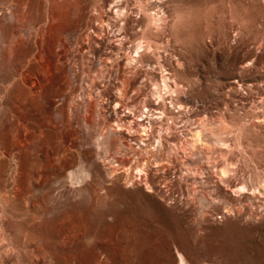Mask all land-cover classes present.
<instances>
[{"label": "rangeland", "instance_id": "374dc122", "mask_svg": "<svg viewBox=\"0 0 264 264\" xmlns=\"http://www.w3.org/2000/svg\"><path fill=\"white\" fill-rule=\"evenodd\" d=\"M115 1L0 0V264H264V192L225 184L264 182V0H161L165 66L147 55L128 71L125 47L150 0H128L123 15L109 11ZM118 63L130 78L138 69L130 86L144 93L123 103L139 109L153 74H167L184 107L150 138L119 130L106 147ZM202 123L229 152L188 148Z\"/></svg>", "mask_w": 264, "mask_h": 264}, {"label": "bare ground", "instance_id": "6f19581e", "mask_svg": "<svg viewBox=\"0 0 264 264\" xmlns=\"http://www.w3.org/2000/svg\"><path fill=\"white\" fill-rule=\"evenodd\" d=\"M139 2H141L140 0H138ZM137 1V2H138ZM160 2L161 0H150L148 1L147 3H139V9L140 10V16L141 18H143L142 20L141 19H138L139 21L141 20L142 23L140 24L138 21V24L137 27L139 26L141 29V36L139 37L140 39H137V40H132L133 39V36L130 32H128V29L126 31V34L124 35L125 36V39H130L132 40L131 43L125 47V51L127 52V55H126V60H129V66H126L127 68V71L128 69L129 70H132V68L135 66L136 68V65L139 63V62H145V60L148 61L147 59V55L149 56H152L155 58L156 60V63L160 65V68L163 69V67L165 66L164 62L161 60V55L159 53V48H160V40L157 39L155 37L157 31L160 29V28H167L166 25H167V22L165 21V16H163L165 13L163 12V10L161 9V6H160ZM105 3V1H104ZM114 3V2H113ZM130 2H128V0H116L115 1V4L114 5H111L110 6V9L109 11H113L114 13H116V15H120V14H125L128 9H129V4ZM142 4V5H141ZM104 6V5H102ZM134 6V5H133ZM99 8V7H98ZM104 9V7H103ZM231 9V8H230ZM136 10V9H135ZM166 10V9H165ZM104 11V10H103ZM130 11V10H129ZM138 12V11H137ZM233 12V11H232ZM129 13V12H127ZM126 13V14H127ZM139 14V13H138ZM10 15V14H9ZM107 15V14H106ZM174 15V14H173ZM126 16V15H125ZM171 17V16H170ZM231 17V16H230ZM125 18V17H124ZM135 18V17H134ZM119 19V18H118ZM93 20V19H92ZM100 22H103V18H99ZM125 20V19H124ZM113 21V20H112ZM134 21V20H133ZM99 22V23H100ZM173 22V21H172ZM106 23V22H105ZM112 23V22H111ZM114 23V22H113ZM112 23V24H113ZM236 23V22H235ZM102 24V23H101ZM107 24V23H106ZM98 25V24H97ZM105 25V24H104ZM114 25V24H113ZM125 24H123L124 26ZM130 25V24H129ZM106 26V25H105ZM128 26V24H127ZM126 26V27H127ZM168 26V25H167ZM99 27V26H98ZM134 27V26H133ZM238 27V26H237ZM115 28V27H114ZM129 28V27H128ZM235 28V26H234ZM245 28V27H244ZM98 29V28H97ZM99 30V29H98ZM234 30V29H233ZM87 31V30H86ZM97 31V30H96ZM110 31V30H109ZM1 32V31H0ZM91 32V31H90ZM136 32V31H135ZM159 32V31H158ZM101 33V32H100ZM99 33V35H100ZM139 33V32H138ZM239 33V32H238ZM242 33V32H241ZM109 34V33H108ZM62 35V34H61ZM93 35V34H92ZM123 36V38H124ZM168 37V36H167ZM170 37V36H169ZM114 38V37H113ZM122 38V40H124ZM102 39V38H101ZM121 39V38H120ZM67 40V39H66ZM104 39L101 40V42H103ZM109 41V40H108ZM58 43L55 42V44H57V46H59V44H61V46H65V40L64 38L60 37L57 41ZM99 42V41H98ZM97 42V43H98ZM94 43V42H93ZM167 43V42H165ZM104 44V43H102ZM171 44V43H170ZM113 45V44H112ZM90 46V45H89ZM119 46V45H118ZM163 46V45H162ZM109 47V46H108ZM107 47V48H108ZM120 47V46H119ZM90 48V47H89ZM93 48V47H91ZM90 48V49H91ZM95 48V47H94ZM169 48V46H168ZM116 50V47L112 48L111 51H114ZM65 51V50H64ZM89 51V50H88ZM92 51V50H91ZM109 51V50H108ZM131 51V52H130ZM136 52L135 55H132V52ZM105 52V51H103ZM107 52V51H106ZM174 52H176V50H174ZM111 53V52H110ZM101 54V53H100ZM130 54V55H129ZM151 54V55H150ZM62 55V54H61ZM102 55V54H101ZM104 55V54H103ZM109 55V54H108ZM83 56V55H82ZM120 56V55H119ZM112 57V56H111ZM118 57V56H117ZM249 57V56H248ZM105 58V57H104ZM109 58V57H108ZM119 58V57H118ZM255 58V56H254ZM97 59V57H96ZM102 59V58H101ZM151 59V57H150ZM249 59V58H248ZM94 60V59H93ZM111 60V59H110ZM153 60V58H152ZM151 60V61H152ZM252 60H254L252 58ZM115 61V60H114ZM112 61V63L114 62ZM150 61V62H151ZM149 62V61H148ZM146 63V64H149V63ZM163 62V63H162ZM154 63V61H153ZM253 63V62H252ZM106 64V63H105ZM115 64V63H114ZM119 64V63H118ZM140 64V63H139ZM254 64V63H253ZM252 64V65H253ZM171 65V64H170ZM250 65V64H249ZM108 66V65H107ZM122 64H119V67L117 68V77L122 80L121 83L123 85V87H121L120 89V92L119 93H116V94H113V95H110L108 96L109 99L106 103V105L104 106L106 109V111L109 113V118H111V124L113 125V127L111 125H109L110 128L107 129V131H105L103 133V138L99 140V143L100 144H104L106 145H109L110 143V137H111V134L113 133H126L128 136H130V138H132L133 135H137L138 137H142V134L141 132H143L145 135L149 136L150 138V135H152L151 133H154V131H156V129L154 130V126L156 124H160V123H157L159 121H163L165 119L166 116H168V118H173V116L175 115V110L174 112L171 111L172 109H170V107L172 106H176V105H179L180 107H184L182 105V97H181V94L179 95V90H180V87H179V84L176 80H172L171 81V78L172 76H168L167 74L166 75H161L162 76V79L161 78H158V75H154L153 74V86L152 88L150 89V92L148 94H150L149 98L146 99L144 102V105L142 107H140L139 109H137L136 107H132V106H128L127 104L123 103V100H122V95H127V94H130L129 92H133L134 93V96L137 95V97L139 96H142L144 93H143V87L142 88H138V89H134V88H137V87H133L131 88L132 85H135L134 83H136L138 80L136 79L138 76V69L137 70H134L133 69V73L131 71L133 76L130 78V77H127L124 73V70L123 72L121 73V67ZM254 66V65H253ZM111 67V66H110ZM139 66H137L138 68ZM157 67V66H156ZM245 67V66H244ZM248 67V66H247ZM251 67V66H250ZM124 68V67H123ZM145 68V67H144ZM158 68V67H157ZM159 69V68H158ZM161 69V71H162ZM173 69V68H172ZM116 70V69H115ZM176 70V69H175ZM159 71V70H157ZM251 71V70H250ZM172 72V71H171ZM170 72V73H171ZM162 73V72H161ZM152 74V73H151ZM243 75V74H242ZM147 76V75H145ZM115 79V78H114ZM158 79H161L160 81ZM119 80V81H120ZM146 80V79H145ZM136 81V82H135ZM232 81V80H231ZM236 85L239 86V83L240 85L242 84L244 86V79L240 77H238L236 80ZM234 81V82H235ZM233 83V82H231ZM238 83V84H237ZM118 84V83H117ZM185 84V83H184ZM189 84V83H188ZM250 84V83H249ZM131 85V86H130ZM147 85V84H146ZM251 85V84H250ZM145 86V85H144ZM151 86V85H150ZM233 86V85H232ZM231 87V85L229 86ZM236 86H234L235 88ZM149 88V87H148ZM182 88V87H181ZM193 88V87H192ZM186 89V88H185ZM255 90V89H254ZM131 92V93H132ZM147 94V93H146ZM128 96V95H127ZM133 96V97H134ZM146 97V96H145ZM142 98V97H141ZM140 98V100H141ZM145 99V98H144ZM143 99V100H144ZM133 100V99H132ZM253 101V100H252ZM128 103V102H127ZM169 106H168V104ZM251 103V102H250ZM187 105V104H186ZM185 105V106H186ZM190 105V104H189ZM102 106V107H103ZM178 107V106H177ZM255 107V106H254ZM180 109V108H179ZM183 112V111H182ZM207 112V111H206ZM187 113V112H186ZM142 114H144V116L142 117ZM177 114V113H176ZM185 114V113H184ZM178 117V116H177ZM188 117V116H187ZM264 117V116H263ZM167 118V117H166ZM109 121V120H108ZM113 121V122H112ZM174 121V119H173ZM169 122V121H168ZM205 122V121H204ZM217 122V121H216ZM225 122V121H224ZM21 123V122H20ZM163 122H161L162 124ZM171 123V122H170ZM175 123V122H174ZM200 124V126L198 128H195V130L193 132H191V137H190V140L188 141V148L191 147V149L193 148V150L196 148V149H204L205 148H202V147H205L207 146L206 144H208L209 142L211 144H213L212 146L213 147H216V150H218L220 148L221 152L224 154L225 152H229V145H230V142L229 144L225 143L224 141V136H222L219 132L218 133H215L211 130V125L210 127H206L207 125L206 124ZM166 125V124H164ZM171 124L168 123V127L171 128ZM206 125V126H205ZM107 126V125H106ZM157 126V125H156ZM209 126V125H208ZM220 128L222 127L221 125L219 126ZM25 128L27 127H24L22 126V124H19V134H18V138L22 136V131H25L24 130ZM176 128V127H175ZM174 128V129H175ZM224 128V126H223ZM221 128V129H223ZM116 129V130H115ZM118 129V130H117ZM173 129V130H174ZM227 129V128H226ZM119 130H123L124 132H121ZM214 130V129H213ZM224 130V129H223ZM158 132V138H160L162 135H161V131L162 129H159L157 130ZM215 131V130H214ZM219 131V130H218ZM226 132V131H225ZM165 133V132H164ZM224 133V132H223ZM155 134V133H154ZM174 134V133H173ZM115 135V134H114ZM117 135V134H116ZM119 137L120 139H122V136L119 134ZM118 137V139H119ZM137 137V138H138ZM144 137V136H143ZM153 137V136H152ZM164 137V136H163ZM162 137V139H163ZM174 137V136H173ZM176 137V136H175ZM240 137V136H239ZM242 137V136H241ZM113 138H115L113 136ZM145 138V137H144ZM148 138V139H149ZM238 138V137H237ZM127 139V138H126ZM142 139V138H141ZM176 139V138H175ZM227 139V138H225ZM230 139V138H229ZM239 139V138H238ZM125 140V139H124ZM151 140V139H150ZM159 140V139H158ZM161 140V139H160ZM170 140V139H169ZM172 140V138H171ZM174 140V138H173ZM228 140V139H227ZM114 141V140H113ZM121 141V140H120ZM147 141V140H146ZM149 141V140H148ZM176 141V140H175ZM98 142V141H97ZM126 142V141H124ZM160 142V141H158ZM168 142V141H167ZM208 142V143H207ZM227 142V141H226ZM114 143V142H113ZM117 143V142H116ZM119 143V142H118ZM163 143V142H161ZM122 142H120V146H121ZM178 144V143H177ZM119 145V144H118ZM160 147V146H159ZM172 147V146H171ZM174 147V146H173ZM209 147V146H207ZM206 147V149H207ZM103 148V147H102ZM212 148V147H211ZM218 148V149H217ZM116 150V149H115ZM198 150V151H199ZM214 150V151H216ZM206 151V150H205ZM213 151V150H212ZM220 152V153H221ZM160 153V152H159ZM163 153V152H162ZM164 154V153H163ZM175 154V153H174ZM208 154V153H207ZM173 155V154H172ZM229 155V154H228ZM228 155L226 154V156L228 157ZM155 156V155H154ZM168 156V155H167ZM151 157V156H150ZM160 157V156H159ZM147 158V157H146ZM164 158V157H163ZM151 159V158H149ZM158 160V159H157ZM227 161V160H226ZM229 163V162H227ZM139 168H138V171L139 172H142L143 169L146 167V165L142 162H139ZM231 166V162L229 163ZM145 166V167H144ZM228 165H224V166H221V168L218 170V173L220 175V179L222 181H227L229 179V172H231V167H229ZM233 168V167H232ZM78 169V168H77ZM236 169V168H234ZM233 169V170H234ZM74 170V169H73ZM40 172V171H39ZM236 172V171H235ZM231 174V173H230ZM76 175V174H75ZM74 175V177H75ZM41 176V175H40ZM73 177V178H74ZM49 178V177H48ZM74 180V179H73ZM231 180V179H230ZM149 181V180H148ZM147 181V182H148ZM233 181V180H231ZM230 181V182H231ZM229 180L227 181V187L226 189L228 188L230 191H235V192H242V193H246V191H251L250 192V195H254L255 192H257L256 190H258L259 193H262L264 192V182L263 183H259V186L257 187H250V188H247L246 185H244L245 183L243 184H240L238 186H235V188L233 189V186L229 185L230 183H228ZM260 182V181H259ZM75 183V182H74ZM231 183H234V182H231ZM65 184V183H64ZM151 184V183H150ZM237 183H235L234 185H236ZM252 185H255L253 183H251ZM233 185V184H232ZM64 186V185H62ZM221 186V185H219ZM249 186V185H248ZM251 186V185H250ZM147 187H151L149 185V183H147ZM222 187V186H221ZM223 188V187H222ZM227 189V190H228ZM233 189V190H232ZM261 189V190H260ZM222 193V192H221ZM227 194V193H226ZM232 194V193H230ZM258 194V193H257ZM201 197V196H200ZM204 198V195L203 197ZM250 198V197H249ZM256 198V197H255ZM236 199V198H235ZM2 200V199H1ZM227 200V199H226ZM229 200V199H228ZM2 202V201H1ZM9 205V204H8ZM3 206V205H2ZM11 207V206H10ZM8 208V207H6ZM204 209V208H203ZM4 213V212H3ZM1 216V215H0ZM8 216V215H7ZM4 217V216H3ZM6 221V220H5ZM3 223V222H2ZM11 227V226H10ZM13 228V227H12ZM7 229V228H6ZM5 230V229H4ZM11 232V231H10ZM9 233V231H8ZM12 233V232H11ZM11 235V234H10ZM0 237H1V232H0ZM5 238V237H4ZM14 238V237H13ZM3 239V238H2ZM1 239V240H2ZM5 242V241H4ZM10 242V241H9ZM8 245V244H7ZM18 245V244H17ZM11 246V245H10ZM1 247V246H0ZM3 248V247H2ZM5 248V247H4ZM11 248V247H10ZM40 248V247H39ZM11 249H9L10 251ZM8 251V252H9ZM40 251V250H39ZM6 252V251H5ZM4 252V253H5ZM9 254V253H8ZM8 254L6 256H8ZM12 254V253H11ZM17 254V253H16ZM18 255V254H17ZM181 255V254H180ZM24 256V254H23ZM43 256V255H42ZM184 257V256H183ZM5 259V258H4ZM3 259V260H4ZM186 259V258H185ZM16 260V259H15ZM15 262V261H14ZM13 262V263H14ZM26 262V261H25ZM181 262L183 264H185L182 260V255H181ZM188 262V261H187ZM35 263V262H34ZM40 263V262H39ZM187 264V263H186ZM189 264V263H188Z\"/></svg>", "mask_w": 264, "mask_h": 264}]
</instances>
